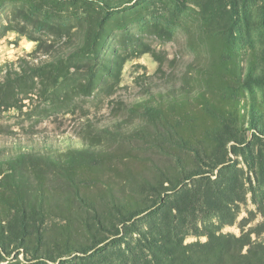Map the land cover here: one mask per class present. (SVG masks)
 <instances>
[{
	"label": "rangeland",
	"instance_id": "1",
	"mask_svg": "<svg viewBox=\"0 0 264 264\" xmlns=\"http://www.w3.org/2000/svg\"><path fill=\"white\" fill-rule=\"evenodd\" d=\"M45 20L69 35L45 34ZM38 37L69 47L54 87L33 76L3 92L0 146L45 149L46 141L63 162L94 173L83 178L88 207H68L61 194L36 217L42 239L31 228L27 247L22 213L0 201L8 236L0 264L167 263L177 241L230 243L264 264V0H0V84ZM183 97L192 130L183 139L170 122L159 134L161 98ZM204 102L221 106L211 132L189 117ZM170 113L185 124L177 108ZM59 167L46 182L53 191L64 185Z\"/></svg>",
	"mask_w": 264,
	"mask_h": 264
},
{
	"label": "trees",
	"instance_id": "2",
	"mask_svg": "<svg viewBox=\"0 0 264 264\" xmlns=\"http://www.w3.org/2000/svg\"><path fill=\"white\" fill-rule=\"evenodd\" d=\"M106 5L110 4L111 0H99ZM45 31V34L52 36H61L63 33H70V28L66 24L55 23L48 20L42 21V27L40 28ZM37 42L36 48L29 53L28 57H24L21 61L22 64L19 69H11L8 71L9 76L5 79V84H0V100L3 99V92H7V87L14 89L15 86L23 88L27 85V82L31 80L34 82L35 77H38L41 81L43 90L49 89L50 87L55 86L54 72L57 69H60V63L64 58H60L62 53H66L69 44L66 41H58L52 39L51 41L48 38H34ZM66 43L61 45V43ZM82 46L76 44L74 48L77 49L74 56H80V51ZM75 51V50H74ZM41 55H53V58H58L54 62L51 59H42ZM40 58V61L36 62ZM35 76V77H33ZM83 87V90H88L91 88V85L80 86ZM89 92V90L87 91ZM201 99H203L201 97ZM187 98H181L179 102H171L168 105H164V100L161 98L160 110L164 112L163 116L160 117L157 130L159 134L161 130L167 126V123H173L172 126L174 130L177 131V134L183 138L185 130L191 131L192 127L190 126L189 119L186 115L187 112H183L182 109L187 105ZM159 101V102H161ZM205 106L201 109H195L193 114L189 117H192L196 124L206 125V130L209 132L213 131V127L217 125L218 114L221 112V106L218 102H204ZM209 105V107H207ZM178 106V107H177ZM235 105L231 108L234 110ZM179 110L177 116L184 119L185 124H182L181 127H177L175 123V118L171 120L170 110ZM217 115V117H216ZM216 117V118H215ZM209 118H211L209 120ZM215 118V119H214ZM165 134V133H164ZM184 139V138H183ZM44 141V148H36L34 146L30 147L27 150L19 148L17 145L11 147L12 150H5L4 146H0V201L2 206L8 209L9 211L15 210L21 212L23 217L20 219L19 226V244L27 247L31 239V228L37 229L38 235L42 239V233L40 228L44 227V219L41 221L42 225H37L39 221L36 217L38 214H42L46 210H50L54 206L55 200L61 198V194H64L63 198L68 200V207L77 206L79 209H84L88 207L82 189L84 188V179L85 175L94 173L91 172L92 167L87 165H69L66 162H63V159L60 155H56L55 148L50 145H46ZM7 153V156H3ZM3 156V157H2ZM32 165V166H29ZM62 166L61 168L59 166ZM7 167V169H6ZM59 167L60 173L56 176L62 179L64 182L62 184L63 188L61 191H53L50 187H47V181L50 179V169ZM90 171H89V170ZM52 174V173H51ZM29 175L35 176L37 180L38 189L30 191L26 186L29 184L30 179ZM99 175L97 174L95 178ZM99 179H96L98 182ZM28 188V189H27ZM34 192L38 194L34 195ZM110 192V190H106ZM78 205H77V204ZM91 208V207H89ZM33 210L31 213L29 211ZM5 211L1 212L3 214ZM49 213V211H48ZM1 223V222H0ZM117 233L115 235L122 234V231L117 227ZM70 229L69 225L62 226L61 233L63 231H68ZM9 232H12L10 230ZM5 231L2 230L0 233V243L5 242L8 239V236H4ZM117 240H122L121 236L117 237ZM222 245L216 244V241L206 242L200 246H194L195 244H190L184 246L180 241H177V249L171 251L168 255L167 263H164L162 258L156 256L153 259L149 260L146 258L139 257L141 264H251L249 260V254H242L241 252L233 249V247H226L225 244L220 242ZM200 247V250L196 249ZM143 259L144 262H143ZM136 264V263H134Z\"/></svg>",
	"mask_w": 264,
	"mask_h": 264
}]
</instances>
